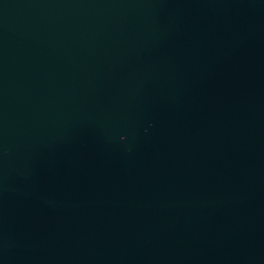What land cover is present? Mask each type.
Listing matches in <instances>:
<instances>
[{"label": "water", "instance_id": "water-1", "mask_svg": "<svg viewBox=\"0 0 264 264\" xmlns=\"http://www.w3.org/2000/svg\"><path fill=\"white\" fill-rule=\"evenodd\" d=\"M0 264H264V0H0Z\"/></svg>", "mask_w": 264, "mask_h": 264}]
</instances>
